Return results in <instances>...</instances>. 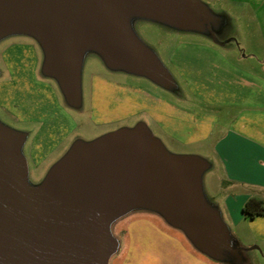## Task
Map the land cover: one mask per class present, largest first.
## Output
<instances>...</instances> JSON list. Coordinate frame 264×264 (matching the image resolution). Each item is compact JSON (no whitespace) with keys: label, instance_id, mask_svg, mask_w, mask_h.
I'll return each instance as SVG.
<instances>
[{"label":"water","instance_id":"water-1","mask_svg":"<svg viewBox=\"0 0 264 264\" xmlns=\"http://www.w3.org/2000/svg\"><path fill=\"white\" fill-rule=\"evenodd\" d=\"M178 1L0 0V34L18 29L39 37L47 69L74 100L85 41L111 64L163 78L157 61L128 32L120 7L183 22ZM21 141L0 125V264H107L114 242L106 219L135 201L159 208L207 252L228 249L216 234L217 219L198 200V162L167 156L143 127L77 145L37 191L25 181Z\"/></svg>","mask_w":264,"mask_h":264},{"label":"crops","instance_id":"crops-1","mask_svg":"<svg viewBox=\"0 0 264 264\" xmlns=\"http://www.w3.org/2000/svg\"><path fill=\"white\" fill-rule=\"evenodd\" d=\"M209 2L233 10L236 37H218L224 30L215 25L208 32L209 40L178 41L167 54L174 74L161 66L164 76L160 79L126 68L155 86L140 81L142 76L139 81L98 77V85L108 92L102 107L112 111L109 119L135 120L131 130L150 131L151 125L157 134L187 149L185 157L199 167L213 160L220 172L223 199L219 205H205L209 214L220 227L231 228L243 246L264 252V213L248 217L243 212L250 198L264 202V0ZM199 8L212 13L207 4ZM2 57L7 69L0 79V105L13 119L37 125L29 157L45 160L66 140L72 119L59 105L53 87L38 78L32 43L10 45ZM119 223L125 236L115 264H229L200 253L181 232L167 230L160 216L126 218Z\"/></svg>","mask_w":264,"mask_h":264},{"label":"rangeland","instance_id":"rangeland-1","mask_svg":"<svg viewBox=\"0 0 264 264\" xmlns=\"http://www.w3.org/2000/svg\"><path fill=\"white\" fill-rule=\"evenodd\" d=\"M196 1L198 3L195 4L189 2V0L178 1V10L180 13L182 12L181 19L183 22H180V18L178 20L162 18L122 6L120 7V13L128 32L134 39L157 61L160 67H165L170 73L174 74L168 64L167 54L178 41L199 38L209 40L208 32H211L215 28V25L223 27L224 30V35L219 33L217 34L218 37L226 35L228 37H232L233 35L236 37L235 35L238 33L236 29L237 23L231 18L233 16L231 15L233 12L231 8H224L219 4L211 5L209 0ZM204 4L210 6V12L212 13H208L209 11L205 13L200 10L199 5ZM177 16L179 15L177 14ZM198 30H202L203 33H200ZM237 42L241 43L239 38ZM18 43H32L35 46L37 53L36 74L38 78L53 87L59 105L67 113V117L69 116L72 119V123L69 124V135L66 137V140L51 157L42 161H36L29 157V150L32 134L36 130L37 125L13 119L10 117L8 111L0 105V125L14 133L25 135L18 146L17 153L24 159L27 186L37 191L45 184L52 171L69 156L75 147L74 145L90 144L116 129L131 130L135 127V120L125 122L116 119L112 120V118L109 119L112 116V111L109 113L108 111H104V107H102V104L104 106L106 99H108H105V97H108V92H105L98 85L100 82L98 77L110 80L130 79L139 81L140 77L138 76L142 75L130 72L123 66L111 64L101 49L89 41L82 42L80 43L76 71L77 95L73 100L69 97L57 75L47 69L48 54L42 41L35 34L27 31L10 29L0 34V79L6 76L7 69L3 63L2 52L10 45ZM141 78L142 80L140 81L152 86L157 84L145 77L143 78V76ZM175 81L181 86L178 78ZM180 88L182 89V87ZM165 90L170 94L174 93V89L172 88H165ZM100 107L102 110H100ZM149 128L150 131H148L158 141L167 156H187V149H183L163 138L157 134L151 125H149ZM205 166H200L196 172L198 200L203 211L210 213L211 210L208 211L206 206H211L214 203L219 205L223 199L219 186L221 177L219 169L215 166L213 160L209 159ZM151 214L160 216L161 221L165 222L167 230L181 232L195 245V248L200 253L209 258L212 257L213 260L217 257L227 261L229 264H264V252L260 248H254L251 245L243 246L235 239L232 229L225 224L217 230L216 234L227 244L228 249L220 247L216 250L217 255L211 254L195 243L182 226L171 222L159 208L141 201L125 205L121 210L106 219L107 234L114 242V248L108 256L107 264H115V259L123 247L125 230H123L119 221L126 218L148 217ZM165 242L167 243V241ZM167 244L166 248L171 247ZM232 250L238 253V258L230 252Z\"/></svg>","mask_w":264,"mask_h":264},{"label":"trees","instance_id":"trees-1","mask_svg":"<svg viewBox=\"0 0 264 264\" xmlns=\"http://www.w3.org/2000/svg\"><path fill=\"white\" fill-rule=\"evenodd\" d=\"M243 212L248 217L264 213V202L261 199L250 198L243 208Z\"/></svg>","mask_w":264,"mask_h":264}]
</instances>
